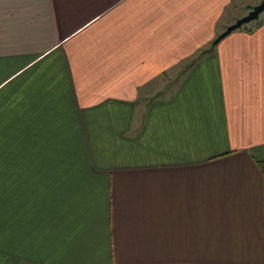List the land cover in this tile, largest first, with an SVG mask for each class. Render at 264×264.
<instances>
[{
    "label": "crops",
    "instance_id": "obj_1",
    "mask_svg": "<svg viewBox=\"0 0 264 264\" xmlns=\"http://www.w3.org/2000/svg\"><path fill=\"white\" fill-rule=\"evenodd\" d=\"M255 5L0 0V264H264Z\"/></svg>",
    "mask_w": 264,
    "mask_h": 264
},
{
    "label": "water",
    "instance_id": "obj_2",
    "mask_svg": "<svg viewBox=\"0 0 264 264\" xmlns=\"http://www.w3.org/2000/svg\"><path fill=\"white\" fill-rule=\"evenodd\" d=\"M264 10V2L261 1L259 4L253 6L244 16L235 20L232 24L228 25L221 33H219L210 44L212 48L218 41L227 36L230 32L239 29L241 26L248 24L249 22L255 21L258 15Z\"/></svg>",
    "mask_w": 264,
    "mask_h": 264
},
{
    "label": "trees",
    "instance_id": "obj_3",
    "mask_svg": "<svg viewBox=\"0 0 264 264\" xmlns=\"http://www.w3.org/2000/svg\"><path fill=\"white\" fill-rule=\"evenodd\" d=\"M262 1L264 2V0H262ZM262 21H264V16L259 21L257 20L256 22H254L255 23L254 25H257V24H259ZM249 30L250 29H248V30L246 29L247 32H249ZM257 166H258V168H259V170H260V172H261V174H262V176L264 178V162H258Z\"/></svg>",
    "mask_w": 264,
    "mask_h": 264
},
{
    "label": "rangeland",
    "instance_id": "obj_4",
    "mask_svg": "<svg viewBox=\"0 0 264 264\" xmlns=\"http://www.w3.org/2000/svg\"><path fill=\"white\" fill-rule=\"evenodd\" d=\"M253 4H259L262 0H251ZM250 5V4H249ZM241 10V9H240ZM264 16V10L258 15V18L255 21L249 22L248 24H250L249 26H252L253 24H255L254 22H256L257 20L259 21L262 17ZM241 28H246L245 25H243Z\"/></svg>",
    "mask_w": 264,
    "mask_h": 264
}]
</instances>
